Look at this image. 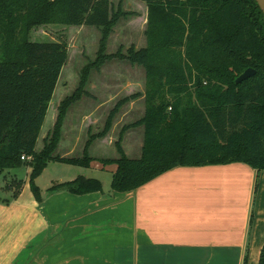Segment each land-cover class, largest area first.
Returning <instances> with one entry per match:
<instances>
[{"label": "trees", "instance_id": "16d2710c", "mask_svg": "<svg viewBox=\"0 0 264 264\" xmlns=\"http://www.w3.org/2000/svg\"><path fill=\"white\" fill-rule=\"evenodd\" d=\"M122 1L116 8L112 0H0V172L29 166L31 190L42 202L37 178L52 160L83 167L115 164L111 187L119 193L178 166L244 162L264 170V13L257 1L144 0L146 45L107 53L115 25L133 13L122 9ZM44 23L96 26L101 38L96 59L83 68L78 90L60 103L54 127L38 151L69 52L66 39L31 40L32 28ZM116 58L146 69L144 116L121 129L115 142L118 158H95L88 149L108 134L119 109L140 92L121 98L101 131H89L82 156L57 154L68 108L87 93L91 68ZM249 67L256 74L237 83ZM141 125L142 155L131 158L122 139L129 128ZM23 155L32 159L23 160ZM59 190L86 194L103 190V183L78 175L48 191ZM247 258L248 252L243 264ZM258 264H264V244Z\"/></svg>", "mask_w": 264, "mask_h": 264}, {"label": "crops", "instance_id": "0c3cea01", "mask_svg": "<svg viewBox=\"0 0 264 264\" xmlns=\"http://www.w3.org/2000/svg\"><path fill=\"white\" fill-rule=\"evenodd\" d=\"M69 117L56 153L72 157L73 142L65 143L66 133L73 132ZM82 117L86 121L90 115ZM139 127L135 151L128 141L137 129L123 136L131 158L142 155L144 126ZM114 128L91 143L92 157L104 158V143L115 145ZM79 167L68 179L39 185L42 202L29 181L9 190L0 186L8 194L0 196V264H243L247 252L258 264L264 244V170L244 162L178 166L119 193L112 190V179L84 172L103 171L99 162ZM78 175L100 179L103 190L48 191Z\"/></svg>", "mask_w": 264, "mask_h": 264}, {"label": "rangeland", "instance_id": "374dc122", "mask_svg": "<svg viewBox=\"0 0 264 264\" xmlns=\"http://www.w3.org/2000/svg\"><path fill=\"white\" fill-rule=\"evenodd\" d=\"M112 1L117 8L120 0ZM122 9L133 13L128 17H122L115 25L114 31L108 40L107 53L116 52L121 46L123 47V51L126 52L133 44L137 48H140L147 43L145 34L148 21L147 3L144 0H123ZM30 38L34 41H60L66 39L69 45L68 60L62 70L42 127V132L38 139L37 150H41L44 145V137H46L49 130L53 129L60 103L78 90L83 68L96 59L101 31L96 26L90 25L44 23L32 28ZM87 80L85 87L87 93L82 92L81 98L72 103L67 111L68 116L70 115L69 120L72 121L69 124V130L73 132L70 135L66 133L68 139H65V143H70V140L71 143L73 142V157L82 156L84 153L85 141H88L90 138L87 128L89 124L92 133L101 131L104 128L110 111L121 98L133 93H141L137 98L130 100L135 101L130 108L128 105H123L119 109L118 115L114 117L112 128L115 126L113 130L115 138L119 137L123 126L144 116L146 108L145 90L147 77L146 69L143 65L132 64L127 59L116 58L108 60L98 69L91 68ZM86 113L90 115V118L85 121L82 115L84 116ZM80 117H82L81 121L79 120ZM71 124L80 125L81 128H75ZM135 128L137 129L136 132L130 136L128 141V144L131 142V148L134 151L136 150L134 144L140 142V139H138V131L139 129L143 130V127L137 126ZM131 129L129 128L127 131ZM62 135L63 127L60 141ZM62 141H64V138ZM104 144L106 148L101 149L104 158H111L118 153L116 145ZM64 149L61 148L60 150ZM115 167V164H111L105 167L103 171L96 172L91 171V169H84V172L94 174L104 180H111ZM79 168L78 165H68L52 160L37 178V183L43 188L48 187L51 180L68 179V176L70 177L72 172L74 170L78 171ZM29 172L30 167L27 165L0 172V186L9 190L10 186H15V180L11 182L13 179L28 183ZM12 183L13 185H11ZM8 184L10 185L9 187ZM2 188L0 189V196H8ZM247 264H257V260L253 259L252 261L249 258V252Z\"/></svg>", "mask_w": 264, "mask_h": 264}, {"label": "water", "instance_id": "95a60500", "mask_svg": "<svg viewBox=\"0 0 264 264\" xmlns=\"http://www.w3.org/2000/svg\"><path fill=\"white\" fill-rule=\"evenodd\" d=\"M259 7L261 8V10L264 13V0H256ZM256 74V69L249 67L247 68L242 74H240L237 78H236V82L240 83L248 78H250L251 76Z\"/></svg>", "mask_w": 264, "mask_h": 264}, {"label": "built area", "instance_id": "2783aa9c", "mask_svg": "<svg viewBox=\"0 0 264 264\" xmlns=\"http://www.w3.org/2000/svg\"><path fill=\"white\" fill-rule=\"evenodd\" d=\"M22 159H23V160H31L32 157H31V156H25V155H23V156H22Z\"/></svg>", "mask_w": 264, "mask_h": 264}]
</instances>
